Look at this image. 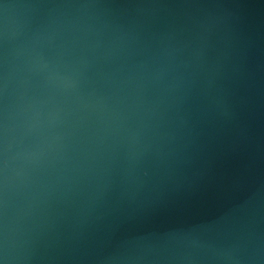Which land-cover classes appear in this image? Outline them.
Listing matches in <instances>:
<instances>
[{
    "label": "water",
    "instance_id": "obj_1",
    "mask_svg": "<svg viewBox=\"0 0 264 264\" xmlns=\"http://www.w3.org/2000/svg\"><path fill=\"white\" fill-rule=\"evenodd\" d=\"M3 264H264V0H0Z\"/></svg>",
    "mask_w": 264,
    "mask_h": 264
},
{
    "label": "snow or ice",
    "instance_id": "obj_2",
    "mask_svg": "<svg viewBox=\"0 0 264 264\" xmlns=\"http://www.w3.org/2000/svg\"><path fill=\"white\" fill-rule=\"evenodd\" d=\"M0 264H3V262H2V261H0Z\"/></svg>",
    "mask_w": 264,
    "mask_h": 264
}]
</instances>
